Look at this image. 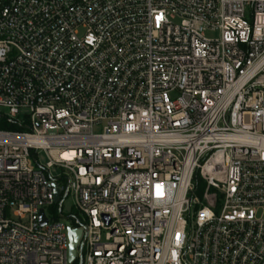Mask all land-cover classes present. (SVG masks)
<instances>
[{"label": "built area", "instance_id": "built-area-1", "mask_svg": "<svg viewBox=\"0 0 264 264\" xmlns=\"http://www.w3.org/2000/svg\"><path fill=\"white\" fill-rule=\"evenodd\" d=\"M74 263L264 264V0H0V264Z\"/></svg>", "mask_w": 264, "mask_h": 264}, {"label": "water", "instance_id": "water-1", "mask_svg": "<svg viewBox=\"0 0 264 264\" xmlns=\"http://www.w3.org/2000/svg\"><path fill=\"white\" fill-rule=\"evenodd\" d=\"M59 189L56 188V200L59 199ZM47 222V217L45 216V213L41 211V223L45 224ZM82 231L80 229H70L69 230V262H73L76 256V246L79 242V239L81 237Z\"/></svg>", "mask_w": 264, "mask_h": 264}, {"label": "rangeland", "instance_id": "rangeland-1", "mask_svg": "<svg viewBox=\"0 0 264 264\" xmlns=\"http://www.w3.org/2000/svg\"><path fill=\"white\" fill-rule=\"evenodd\" d=\"M71 202H72V200L69 199V200L67 201V206H69V205L71 204Z\"/></svg>", "mask_w": 264, "mask_h": 264}, {"label": "trees", "instance_id": "trees-1", "mask_svg": "<svg viewBox=\"0 0 264 264\" xmlns=\"http://www.w3.org/2000/svg\"><path fill=\"white\" fill-rule=\"evenodd\" d=\"M75 264V263H74Z\"/></svg>", "mask_w": 264, "mask_h": 264}]
</instances>
